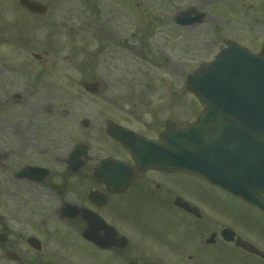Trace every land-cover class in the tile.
<instances>
[{
	"label": "flooded vegetation",
	"instance_id": "af4514ba",
	"mask_svg": "<svg viewBox=\"0 0 264 264\" xmlns=\"http://www.w3.org/2000/svg\"><path fill=\"white\" fill-rule=\"evenodd\" d=\"M29 1L32 9L21 0H0V39L7 26L12 35H47L54 0ZM92 1L97 32L109 34L100 25V0ZM127 98L96 95L114 114L93 129L95 137L86 134L89 121L88 128L53 127L47 114L40 121L29 106L6 123L0 102V264H264L263 223L216 219L212 210L225 205L197 192L193 180L239 200L259 219L261 206L197 176L139 170L131 152L107 133V119L154 139L167 121L179 124L174 98L167 106L175 111L166 119L158 111H135L133 105L146 109L145 103ZM154 102L161 107L165 100ZM198 112L193 107V115Z\"/></svg>",
	"mask_w": 264,
	"mask_h": 264
},
{
	"label": "rangeland",
	"instance_id": "374dc122",
	"mask_svg": "<svg viewBox=\"0 0 264 264\" xmlns=\"http://www.w3.org/2000/svg\"><path fill=\"white\" fill-rule=\"evenodd\" d=\"M95 5L92 0H54L52 24L47 35L37 38L12 35L7 26V37L0 39V102L6 123L16 122L12 113H26L29 106L40 121L47 114L53 127L80 129L81 119H87L91 129L86 134L95 137L93 129L114 114L108 103L81 87L98 80L97 96L144 102L146 109L132 107L139 106L135 111L140 113L158 111L163 119L175 111L167 106L174 98L176 119L183 124L192 119L193 107L196 112L201 108L185 88L188 73L210 61L227 39L253 52L264 42V0H100V27L109 34L96 30ZM190 6L205 13L203 21L177 26L173 16ZM158 98L165 100L161 107L154 102ZM193 182L197 192L225 205L212 210L216 219L264 225V218L239 200Z\"/></svg>",
	"mask_w": 264,
	"mask_h": 264
},
{
	"label": "water",
	"instance_id": "95a60500",
	"mask_svg": "<svg viewBox=\"0 0 264 264\" xmlns=\"http://www.w3.org/2000/svg\"><path fill=\"white\" fill-rule=\"evenodd\" d=\"M189 11L175 21H202L204 13L190 17ZM185 86L206 106L195 122H168L159 141L111 122L108 132L132 151L138 168L194 174L254 200L253 194L264 192V44L252 53L226 41L213 61L188 75ZM85 89L94 91L95 85ZM226 136L235 142L228 144Z\"/></svg>",
	"mask_w": 264,
	"mask_h": 264
}]
</instances>
